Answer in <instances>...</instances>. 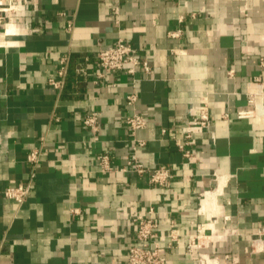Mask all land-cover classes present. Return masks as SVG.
<instances>
[{
    "label": "crops",
    "instance_id": "obj_1",
    "mask_svg": "<svg viewBox=\"0 0 264 264\" xmlns=\"http://www.w3.org/2000/svg\"><path fill=\"white\" fill-rule=\"evenodd\" d=\"M0 1L11 42L0 45V264H126L149 208L158 236L178 235L160 243L167 264H264V124L236 118L249 94L264 103V0ZM9 23L17 32L5 35ZM118 40L149 70L99 80L97 54ZM201 107L209 127L193 130L185 157L178 145ZM133 112L146 121L135 156L167 168L166 186L126 168ZM25 184L23 203L3 196Z\"/></svg>",
    "mask_w": 264,
    "mask_h": 264
},
{
    "label": "built area",
    "instance_id": "obj_2",
    "mask_svg": "<svg viewBox=\"0 0 264 264\" xmlns=\"http://www.w3.org/2000/svg\"><path fill=\"white\" fill-rule=\"evenodd\" d=\"M6 9L2 8V2L0 1V23L4 20V14ZM171 36H178V32H173ZM97 63L99 66V72L97 78L102 80L107 74L125 70L126 73L133 75L137 66H142L147 72L149 70L146 62L141 61L137 57L136 50L128 43L118 40L114 45L101 50L97 54ZM262 63V62H261ZM66 59L61 60V67L59 69V76L63 77L66 72ZM49 84L54 88H60L61 82L49 80ZM137 100L135 93H130L126 96L127 106H133ZM248 108L239 109L236 111L237 119H256L260 123L264 124V103L257 101L256 94H249ZM99 114L97 112L88 113L83 119V125L92 133L98 130ZM126 125L132 136V147L130 155L126 160V168H129L137 176L145 177L149 184L166 186L171 179V174L165 167H158L155 169L146 168L140 163L136 156L135 151L139 147H143L145 142L135 138L137 131L145 128L146 121L137 112H133L131 115L125 118ZM209 127V115L205 107L199 109V114L193 119L184 130L183 142L179 144L180 150L185 157L190 155L185 146L189 145V141L194 129L207 130ZM39 157L37 150L32 151L27 156V162L34 166ZM100 166L104 171H112L113 167L110 164V158L108 155L103 154L99 156ZM124 170V169H122ZM31 178L33 174L31 173ZM29 193V184L18 185L15 187L6 188L3 191V196L7 199L14 200L18 204H21L27 198ZM135 244L128 249L126 264H167V259L164 253L160 250V243L166 242L167 248H172L173 244L177 241L178 235L175 230H170L167 236H158L157 228L158 224L153 216V209L149 208L145 214H139L135 216ZM192 243L188 246V249L192 251L194 248ZM200 264H218L216 261L211 260L205 255H198Z\"/></svg>",
    "mask_w": 264,
    "mask_h": 264
},
{
    "label": "bare ground",
    "instance_id": "obj_3",
    "mask_svg": "<svg viewBox=\"0 0 264 264\" xmlns=\"http://www.w3.org/2000/svg\"><path fill=\"white\" fill-rule=\"evenodd\" d=\"M16 32H17V29L13 26L12 23H9V25H7V27H6V32L4 34L10 35V34H15ZM9 44H11L10 41H7V40L3 39L2 36H0V45H9ZM211 202H212V199H211L210 195H205L202 202H201L202 211L207 212L209 215H211Z\"/></svg>",
    "mask_w": 264,
    "mask_h": 264
}]
</instances>
